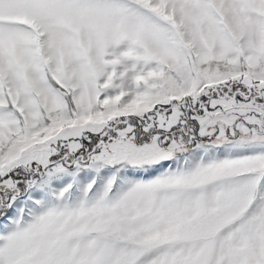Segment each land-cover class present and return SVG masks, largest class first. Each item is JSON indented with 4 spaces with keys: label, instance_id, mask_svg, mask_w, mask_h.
<instances>
[{
    "label": "snow or ice",
    "instance_id": "6c2138e0",
    "mask_svg": "<svg viewBox=\"0 0 264 264\" xmlns=\"http://www.w3.org/2000/svg\"><path fill=\"white\" fill-rule=\"evenodd\" d=\"M0 264H264V0H0Z\"/></svg>",
    "mask_w": 264,
    "mask_h": 264
}]
</instances>
